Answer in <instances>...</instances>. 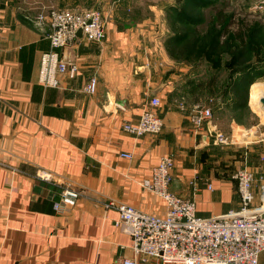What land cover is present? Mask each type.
<instances>
[{
	"label": "crops",
	"instance_id": "obj_1",
	"mask_svg": "<svg viewBox=\"0 0 264 264\" xmlns=\"http://www.w3.org/2000/svg\"><path fill=\"white\" fill-rule=\"evenodd\" d=\"M59 5L60 0H0V264H117L132 256V237L118 227L119 210L108 204L126 202L164 214L165 201L142 181L166 154L175 157L171 190L195 200L200 215L239 209L233 175L243 166L254 172L259 204L264 110L253 105L255 78L245 99L235 97L229 106L244 104L256 124L247 126L230 113L222 122L219 114L231 93H209L208 100L217 102L213 118L197 128L191 113L203 105V81L178 78L169 55L156 58L152 26L122 27L121 17L102 11L106 38L79 37L61 50L79 71L64 75L59 87H45L39 70L51 44L32 18ZM250 75L264 81L261 70ZM152 96L161 97L162 131L136 136L125 130V122L139 121ZM219 133L228 143L217 141ZM65 187L79 192L74 203L61 199ZM138 264L185 263L147 257Z\"/></svg>",
	"mask_w": 264,
	"mask_h": 264
},
{
	"label": "built area",
	"instance_id": "obj_2",
	"mask_svg": "<svg viewBox=\"0 0 264 264\" xmlns=\"http://www.w3.org/2000/svg\"><path fill=\"white\" fill-rule=\"evenodd\" d=\"M42 28L51 48L43 51L39 81L45 87H59L64 75L75 77L79 71L76 63L68 61L61 50L72 45L78 31L84 27L82 37L102 41L107 36V25L102 12L93 9L74 11L51 7L32 18ZM97 78L93 77L87 90L94 92ZM161 97L152 96L144 104L136 123L125 122V130L136 136L160 133L164 119L159 113ZM191 118L201 128L213 118L211 107L197 104L192 108ZM219 143H228L223 133L217 136ZM121 155L133 158V153ZM175 157L163 155L152 169L151 176L142 185L160 196L166 204L164 214L147 212L126 202H110L119 210L118 227L131 235L133 255L121 258L117 264H138L141 258L177 261L185 264H261L264 252V184L260 202L255 204V175L248 167L239 168L233 175L241 198L239 209L203 216L198 212L195 200L177 195L171 190ZM211 187V185H210ZM79 192L67 187L61 192L64 202L74 203Z\"/></svg>",
	"mask_w": 264,
	"mask_h": 264
},
{
	"label": "rangeland",
	"instance_id": "obj_3",
	"mask_svg": "<svg viewBox=\"0 0 264 264\" xmlns=\"http://www.w3.org/2000/svg\"><path fill=\"white\" fill-rule=\"evenodd\" d=\"M56 7L79 12L97 9L108 17L114 14L121 17L122 27L143 25L147 29L152 26L159 49L156 58L160 60L169 55L178 78L184 75L190 81L199 79L203 83L216 78L220 83L215 93L209 89L201 92L203 105L211 107L215 103L216 99L208 100L209 93L225 98L230 92L228 107L219 114L221 121L228 119L230 113L247 126L257 123L244 104L229 105L236 98L240 101L248 95L249 85L239 84L244 67L264 72V0H60ZM217 11L230 14L232 23L220 24ZM240 19L247 23L258 20L262 26L245 43L235 33ZM256 80L252 85V98L253 86L264 84L263 80ZM253 103L255 105L254 98ZM262 108L264 110V106ZM259 135L260 130L253 136L258 138Z\"/></svg>",
	"mask_w": 264,
	"mask_h": 264
},
{
	"label": "trees",
	"instance_id": "obj_4",
	"mask_svg": "<svg viewBox=\"0 0 264 264\" xmlns=\"http://www.w3.org/2000/svg\"><path fill=\"white\" fill-rule=\"evenodd\" d=\"M217 17H218L220 24L224 23L228 25L232 23L231 15L228 13H224L223 11H217ZM238 22H239L238 31L235 33L242 43H245L248 37L255 35L259 31V29L262 27L261 22L258 20L253 21L251 23H247L245 19H240ZM251 71H252L251 68H248V67L243 68L242 74H240L241 77H239L240 78L239 84L243 83V84L249 85V83L252 82L253 77L250 75ZM217 85H218V82L216 78H212L209 82L204 83V86L207 89L211 90L212 92L216 91Z\"/></svg>",
	"mask_w": 264,
	"mask_h": 264
},
{
	"label": "bare ground",
	"instance_id": "obj_5",
	"mask_svg": "<svg viewBox=\"0 0 264 264\" xmlns=\"http://www.w3.org/2000/svg\"><path fill=\"white\" fill-rule=\"evenodd\" d=\"M261 95H264V84H256L254 86V92H253V98H254V101H255V105H257L259 107L260 104V97ZM261 108L263 106H260ZM263 109V108H262Z\"/></svg>",
	"mask_w": 264,
	"mask_h": 264
},
{
	"label": "water",
	"instance_id": "obj_6",
	"mask_svg": "<svg viewBox=\"0 0 264 264\" xmlns=\"http://www.w3.org/2000/svg\"><path fill=\"white\" fill-rule=\"evenodd\" d=\"M83 34H84V27H81V28L79 29V31H78V36H79V37H82ZM260 102H261V104L264 106V97H262V98L260 99Z\"/></svg>",
	"mask_w": 264,
	"mask_h": 264
}]
</instances>
